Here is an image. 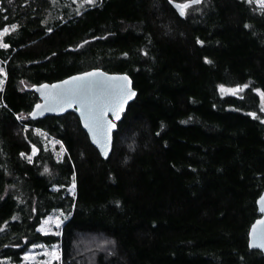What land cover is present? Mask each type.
Returning a JSON list of instances; mask_svg holds the SVG:
<instances>
[{
	"label": "trees",
	"instance_id": "obj_1",
	"mask_svg": "<svg viewBox=\"0 0 264 264\" xmlns=\"http://www.w3.org/2000/svg\"><path fill=\"white\" fill-rule=\"evenodd\" d=\"M170 1L191 0H0V264L40 243L60 264H264V7ZM95 68L138 91L107 159L74 112L29 118L35 85Z\"/></svg>",
	"mask_w": 264,
	"mask_h": 264
},
{
	"label": "water",
	"instance_id": "obj_2",
	"mask_svg": "<svg viewBox=\"0 0 264 264\" xmlns=\"http://www.w3.org/2000/svg\"><path fill=\"white\" fill-rule=\"evenodd\" d=\"M170 3L182 18L186 16L187 8L182 12V5L189 7L198 4L194 0ZM33 89L40 100L30 112V119L38 120L74 112L91 143L104 159L112 154L118 123L138 95L129 74L110 73L101 68L77 73L57 82L38 84ZM132 93L135 95H131ZM257 205L260 217L250 227L249 247L264 254V192L258 198Z\"/></svg>",
	"mask_w": 264,
	"mask_h": 264
},
{
	"label": "rangeland",
	"instance_id": "obj_3",
	"mask_svg": "<svg viewBox=\"0 0 264 264\" xmlns=\"http://www.w3.org/2000/svg\"><path fill=\"white\" fill-rule=\"evenodd\" d=\"M257 2L261 4V0H257ZM0 73H3L2 69H0ZM37 152L38 149H35L34 154ZM63 221L64 216L62 213L56 212L45 218L38 229L43 234H57L61 229ZM79 244L82 246V251H84V253H88L89 246H94L95 248L104 246L103 242L95 238L91 240H82ZM22 257L23 263L27 264H60L61 262L60 247L59 244L56 243L53 245H45L42 243L29 245Z\"/></svg>",
	"mask_w": 264,
	"mask_h": 264
},
{
	"label": "snow or ice",
	"instance_id": "obj_4",
	"mask_svg": "<svg viewBox=\"0 0 264 264\" xmlns=\"http://www.w3.org/2000/svg\"><path fill=\"white\" fill-rule=\"evenodd\" d=\"M90 2H91V0H90ZM194 2L199 3L200 0H194ZM261 6L264 7V0H261ZM186 7H188V5H182V6H181V11L183 12V9L186 8ZM3 31L6 33V32L8 31V29L5 28ZM3 46H4V47H7L6 44H4ZM81 79H83V78H81ZM124 79H126V77H125ZM221 90L224 91L223 89H221ZM236 91H239V89H237ZM233 94H235V93L233 92ZM131 95H135V94L132 93ZM116 118H117V119L119 118V115H118V114H117V117H116ZM112 126L114 127V125H112Z\"/></svg>",
	"mask_w": 264,
	"mask_h": 264
}]
</instances>
